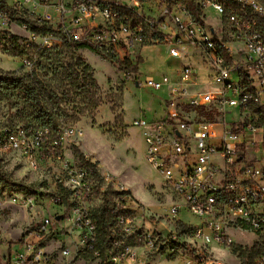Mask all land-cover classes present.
<instances>
[{
	"label": "built area",
	"instance_id": "2783aa9c",
	"mask_svg": "<svg viewBox=\"0 0 264 264\" xmlns=\"http://www.w3.org/2000/svg\"><path fill=\"white\" fill-rule=\"evenodd\" d=\"M19 1L18 14L29 3L55 8L54 14L47 11L26 21L20 15L14 17L6 1L0 0V24L29 29L32 37L37 35L34 26L47 24L52 30L43 33L45 40L91 44L119 60L121 48L131 51L136 42L142 43L153 32L157 34L154 40L169 45L171 56L194 59L180 69L179 83L167 74L162 79L146 77L145 87H166L172 97L167 100L166 116L133 123L142 130L149 163L172 182L179 202L164 215L151 212L112 171L99 164L81 165L72 153L71 165L65 164L71 186L63 185L72 192L71 207H59L74 214L73 224L82 231L83 248L71 254L64 238L58 239L61 214L47 213L29 225L15 241L19 248L14 256L2 255L0 264H73L79 253L87 258L89 250L94 257L87 259L101 264L92 210L98 204L94 200L105 194L116 210L106 264H150L140 258L141 249L147 256L166 253L176 264L179 260L182 264H227L213 255L212 244L230 248V233L235 231L264 234V31L259 26L264 0H192L201 11L199 19L193 18L184 0H154L156 14L151 16L139 9L146 0ZM204 11H214L221 23L230 22L232 32L221 34L222 29L207 23ZM196 50L199 60L195 59ZM195 63H201V72ZM201 78L204 80L199 81ZM135 81L138 83V78ZM196 83L202 86L193 89ZM209 85L216 87L203 88ZM233 107L236 116L226 120ZM82 134L81 129L71 128L58 138L48 127L16 126L0 133V148L19 152L37 169L43 161L62 158V139ZM258 134L262 140L248 139ZM85 159L90 158L85 155ZM6 192L0 191V201ZM14 202L29 212L38 208L37 199L27 194ZM52 202L57 204L56 196ZM184 211L198 222L186 223L191 225L190 232L180 234L177 226ZM192 240L201 241L202 247L192 246ZM253 264H264V252Z\"/></svg>",
	"mask_w": 264,
	"mask_h": 264
},
{
	"label": "rangeland",
	"instance_id": "374dc122",
	"mask_svg": "<svg viewBox=\"0 0 264 264\" xmlns=\"http://www.w3.org/2000/svg\"><path fill=\"white\" fill-rule=\"evenodd\" d=\"M5 1L13 13L16 12V8H20L19 0ZM23 8H25L23 18L28 21H33L35 16L47 11V13H55L54 6L34 7L32 3H29ZM139 9L148 16L156 14L154 0H146ZM204 15L208 24L210 22L218 30L222 29L221 34L232 32L230 22L224 20L221 23L214 11L208 14L204 11ZM259 26L263 30L262 16L259 19ZM0 31L2 32L0 34V70L26 75L27 80L31 77L28 74H38L55 94L54 98L46 96L44 101L46 107L53 112L58 124V129H52L54 136L59 138L63 136L65 130L71 128L83 131L79 137L66 136L62 139L59 150L63 154L62 158L43 161L37 169L33 168L19 152L10 150L3 152L0 148V160L4 171L10 175L12 181L35 188L36 195H27L35 197L38 201L36 212H29L20 202H14L20 196L26 195L25 192L15 187L12 191L5 193L0 201V258L3 257L2 255L14 256L19 248V243L15 241H18L30 228L29 225H33L47 213L61 214L57 235L58 239L64 238L63 242L69 247L71 254H76L78 248H83L82 231L73 224L74 214L52 202L60 185L71 186L65 174L68 164L66 166L65 164L69 162V166L71 165V154L74 153L73 142L86 156L97 161L101 169L112 171L119 181L130 188L132 195L151 212L164 215L173 204L179 202L172 182L167 181L149 163L142 130L133 123L138 119L150 122L166 116L167 100L172 97L166 87L160 90L145 87L146 77L154 76L156 79H162L163 75L167 74L179 83L176 76L180 74V69L183 65L192 62L194 57L171 56L169 45L163 40L160 42L154 40L153 32L147 34L146 40L142 43L136 42L131 51L121 48L117 54L120 59L114 63L107 56L108 54L99 48L97 51H92L88 48H76L70 43L58 42L56 39L47 41L43 36V29L37 32L35 37H32L29 29L17 25L0 24ZM12 35L19 36L22 44L26 46L25 55L13 56L7 53L6 48L10 46L7 38ZM196 52L198 53L195 59H201L199 51L196 50ZM125 57L138 66L137 73L133 74L135 77L132 79L127 78L118 67L123 64L122 59ZM76 60L91 66L95 83L88 82L83 85L80 81L82 88H79L64 79L60 74L62 66ZM194 65H197L201 72L203 68L201 63ZM135 78H138L139 84ZM202 80L204 79L201 78L199 81ZM215 87L209 85L203 88ZM95 99L100 101L96 108H94ZM230 110L232 112L226 116V120L236 114L233 108ZM28 124L42 127L35 123L31 108L24 102L21 95L17 92L8 93L5 87L0 85V133L7 128ZM254 138L260 141L263 137L258 134L248 139ZM100 201L101 197H98L94 203ZM180 216L185 223L192 225L198 222L197 217L187 211L182 212ZM159 228L162 232H167L162 225H159ZM230 238L233 240L230 248L227 245L215 244L209 247L213 255L227 264L242 263L234 250L235 246L251 248L255 244L264 243V234L256 235L251 231L231 232ZM191 245L201 248L202 242L192 240ZM139 253L140 258L144 262L149 261L150 264H176L175 261L167 258L166 253L164 255L151 253L147 256L142 249ZM257 255L255 254L253 258ZM179 262L182 264L180 260ZM73 264H98V261L87 259L79 253Z\"/></svg>",
	"mask_w": 264,
	"mask_h": 264
},
{
	"label": "trees",
	"instance_id": "16d2710c",
	"mask_svg": "<svg viewBox=\"0 0 264 264\" xmlns=\"http://www.w3.org/2000/svg\"><path fill=\"white\" fill-rule=\"evenodd\" d=\"M184 1L188 8L191 10L190 12L193 15V18L199 19L201 11L196 8L194 2L192 0ZM12 15L16 18H19L20 15L21 19L27 21V19L23 18L25 17L23 13L18 14V12H14L12 13ZM262 18L264 19V15L262 16ZM33 29L36 32H39L41 29H43V33L52 30V28L47 24L34 26ZM1 33L2 32L0 31V34ZM156 36L157 34L155 33L154 38H156ZM7 40L10 43V46L6 48L7 53L13 56H23L26 54V46L22 44L19 36L12 35L11 37L7 38ZM71 45H74L76 48H88L92 51L98 50V48H96L95 46L87 43H75ZM107 56H109L114 63L118 61L112 54H108ZM229 61L230 63H233V60L231 58L229 59ZM118 67L126 74L127 78L130 79L135 77L133 74L137 73L138 70V66L132 64L129 59H126L123 64H120ZM60 74L64 77V79L69 80L72 84L76 85L79 88H82V84L80 83V81L83 82V85L88 82L95 83V78L92 74L91 66L80 60L69 62L66 65L62 66ZM28 75L31 76L29 80L25 78L26 75H19L15 72H3L2 70H0V85H3L8 93L17 92L21 95L24 102L27 103V105L31 108V115H33V119L37 125L48 127L51 130L58 129V124L53 116V112L50 111L44 103L46 96L54 98L55 94L52 92L46 81L38 74ZM99 103L100 101L98 99H95L94 108H96ZM91 113H93V111H91ZM21 126L28 128L36 127L29 124ZM73 149L74 155L79 159L81 165L85 162H87L90 166H96L98 164L97 161H91V158L86 160L85 154L78 148L77 145L74 144ZM96 182L98 186H100L101 182L99 178ZM15 187L19 188L26 194H37L35 188H30L23 183H16L12 181L10 175L4 171L0 160V191L4 190L10 192ZM71 193V190L64 187L63 185H60L58 193L55 195L57 197V204L65 205L67 206V209H69L71 207ZM92 214L97 222L95 249L99 250L101 253V256L103 258V262L101 264H106V260L109 255L108 249L111 246V242L113 239L110 228L115 224L116 216L115 206L110 201V198L106 196V194L103 195L101 201L96 206H94ZM177 229L180 234H187L191 230V225H188L182 220H179ZM129 241L131 242V239ZM234 250L241 258V264H253V256L255 254L264 252V243L255 244L251 248L235 246ZM86 257L93 258V252L89 250L86 254Z\"/></svg>",
	"mask_w": 264,
	"mask_h": 264
},
{
	"label": "bare ground",
	"instance_id": "6f19581e",
	"mask_svg": "<svg viewBox=\"0 0 264 264\" xmlns=\"http://www.w3.org/2000/svg\"><path fill=\"white\" fill-rule=\"evenodd\" d=\"M173 81H175V80L173 79ZM201 86H202V84H199V83H196L193 85V87H195V88H200ZM233 110L237 112L236 107H233Z\"/></svg>",
	"mask_w": 264,
	"mask_h": 264
},
{
	"label": "crops",
	"instance_id": "0c3cea01",
	"mask_svg": "<svg viewBox=\"0 0 264 264\" xmlns=\"http://www.w3.org/2000/svg\"><path fill=\"white\" fill-rule=\"evenodd\" d=\"M193 89H198V88L193 87Z\"/></svg>",
	"mask_w": 264,
	"mask_h": 264
},
{
	"label": "water",
	"instance_id": "95a60500",
	"mask_svg": "<svg viewBox=\"0 0 264 264\" xmlns=\"http://www.w3.org/2000/svg\"><path fill=\"white\" fill-rule=\"evenodd\" d=\"M138 85V84H137ZM59 218V217H58Z\"/></svg>",
	"mask_w": 264,
	"mask_h": 264
}]
</instances>
